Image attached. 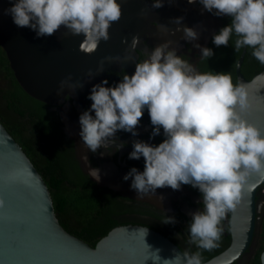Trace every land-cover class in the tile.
<instances>
[{
	"label": "clouds",
	"instance_id": "9594fccd",
	"mask_svg": "<svg viewBox=\"0 0 264 264\" xmlns=\"http://www.w3.org/2000/svg\"><path fill=\"white\" fill-rule=\"evenodd\" d=\"M125 2L10 0L11 7L3 12L11 16L17 27L33 30L37 38L53 36L61 27L67 29L66 34L83 35L79 51L92 54L101 40L110 39L108 30L120 21L121 5ZM187 2L192 4L197 0ZM198 2L203 5V11L231 18L229 25L213 35L214 45L228 46L235 36V52L251 48V55L264 65V0ZM163 3L164 0H151V7L159 9ZM182 20L183 17L174 18L171 23L181 25ZM179 31L183 32L185 41L199 38V32L190 27H177L171 34ZM139 43V36L134 35L129 47L135 49ZM171 45L172 41L168 40L144 51L146 58L135 62L134 73L123 74L115 86L105 87L106 79L93 85L87 97L92 101L91 106L79 116V136L92 153L104 148L111 154L109 149L113 144L116 151L125 144L116 143V133L124 131L137 136L136 129L147 109L153 126L150 139L160 135L161 129L165 138L155 146L134 140L128 158L143 157L144 170L132 167L122 179L131 178L130 188L140 197L155 194L159 188L180 190L182 185H190L199 190L203 204L202 211L191 213L187 227V242L197 251L174 253L173 258L161 261L157 249L149 258L153 264H203L200 250L210 251L220 246L221 222L226 213L235 211L240 204L247 176L252 172L264 175V129L241 116L250 107L244 84L234 85L230 73L200 72L184 56L177 55V47ZM194 47L200 50V61L214 55L210 48L199 44ZM81 159L88 164L86 155ZM89 175L100 180L98 169H90ZM162 222L176 221L165 216ZM259 261L264 264V253Z\"/></svg>",
	"mask_w": 264,
	"mask_h": 264
},
{
	"label": "water",
	"instance_id": "95a60500",
	"mask_svg": "<svg viewBox=\"0 0 264 264\" xmlns=\"http://www.w3.org/2000/svg\"><path fill=\"white\" fill-rule=\"evenodd\" d=\"M9 7L10 0H0V48L18 86L45 105H59L69 95L77 106L79 99L102 81L105 71L113 68L122 40L129 44L134 35L144 38L148 34L159 42L171 41L178 34L183 35L182 31L172 35V30L190 27L199 32L194 42L205 47L219 25L214 15L203 11L198 0L192 4L187 0H164L158 12L150 0H126L121 5L120 21L108 30L110 39L101 40L96 52L85 54L78 47L83 35L66 34L67 29L61 27L53 36L37 38L33 30L17 27L11 16L4 14L3 10ZM178 17H183L181 25L171 23ZM245 52L241 49L234 67L236 85L246 86L250 104L241 116L264 129V67L246 79L240 72ZM83 166L90 181L111 188L113 179L99 173L100 180L96 181L85 162ZM130 184L131 180L118 189L123 197L157 207L169 204L172 198L170 187L140 197ZM262 184L264 175L252 172L247 176L241 202L230 212V243L203 264L233 263L249 247L264 209V202L257 209L255 205V192ZM157 249L161 261L182 253L159 233L138 225L116 226L94 247L66 232L56 219L40 174L0 123V264H153L150 253Z\"/></svg>",
	"mask_w": 264,
	"mask_h": 264
},
{
	"label": "trees",
	"instance_id": "16d2710c",
	"mask_svg": "<svg viewBox=\"0 0 264 264\" xmlns=\"http://www.w3.org/2000/svg\"><path fill=\"white\" fill-rule=\"evenodd\" d=\"M230 22L231 18L225 16L218 32ZM234 43L235 36L228 46L217 47L211 41L209 48L214 55L209 58L207 71L230 73L236 85L234 67L241 50L235 52ZM251 52V48H246L240 68L248 80L264 67ZM0 75L5 81L4 87H0V123L46 184L61 227L94 247L112 228L130 224L131 220L126 216L131 211L129 206L111 192L97 189L82 175L71 150L62 140L57 118L45 104L30 98L18 86L1 48ZM260 235L258 252L262 250L264 242V217ZM256 264H259L257 255Z\"/></svg>",
	"mask_w": 264,
	"mask_h": 264
},
{
	"label": "flooded vegetation",
	"instance_id": "af4514ba",
	"mask_svg": "<svg viewBox=\"0 0 264 264\" xmlns=\"http://www.w3.org/2000/svg\"><path fill=\"white\" fill-rule=\"evenodd\" d=\"M158 11L159 9H157V12ZM215 17L218 19L219 25L214 34L218 32L225 16ZM152 26H155V24H152ZM125 37H123V39H126ZM182 37L183 35L178 34L176 38H173L171 40V47H177V55L184 56L188 59L189 63L196 66L200 72H206L209 66V59L206 61H200V50L194 47V44L196 43L194 41L188 43L182 39ZM212 37L209 39L205 47L209 48ZM139 39L141 43H139L135 49L129 47L130 43L119 42L116 63L113 65L112 69L105 71L102 79V81L105 79L108 81V84L104 85L105 87L115 86V84L121 81L123 74L131 76L135 71V62H140L146 58L144 51H150L155 46L163 43L152 39L148 34H146L144 38H141L139 35ZM99 83L101 82H97L96 84ZM89 94L90 92L83 95L82 99H79L80 101H78L77 106L73 103L74 100L70 98L69 95H66L62 103L59 105H46L48 111L57 118L58 128L62 135V140L66 144V147L68 146L71 150L72 157L78 165L82 175L90 181L89 176L85 172L86 167L83 166L84 160L81 159L82 156L86 155L88 160L87 165L90 169H98L99 173L103 174L104 177L108 176L114 180L111 188L98 186L96 183L92 181L90 182L99 190L111 192V194H114L124 204L129 206L131 211L126 216L130 218L131 223L128 225L143 226L159 233L178 247L182 253L184 251H197L194 245H190L187 242V227L191 222V213H194L197 210H203L202 195L198 189L193 188L190 185H182L180 190L172 189V198L170 199L169 204H166L163 207H157L146 201L123 197L118 191L124 183L131 180V178H129V180L125 181L122 178L132 167H135L141 172L144 170L143 157L139 160L128 158L129 153L133 150L132 142L134 140H140L150 145H158L165 138L163 135V129H161L160 135L150 139L153 126L150 123L148 111L145 109L143 117L140 120L139 127L136 129L138 132L137 136H133L129 132L118 131L116 133V137L118 138L116 143L118 144L121 141L125 142L123 148L116 151V145L113 144L111 149H109L111 154H108L104 148L98 149L94 154L84 147L83 141L79 136V116L85 110H88L92 103L91 100L87 99ZM91 114L94 116V113ZM101 153H104V155H101ZM263 202L264 184L260 185L255 192L256 209ZM132 210H137V212ZM230 215V212L226 213L221 222L223 235L220 241V246L210 251L200 250L203 262L214 257L228 247L230 243ZM165 216L174 217L176 222L174 224L163 223L162 221ZM263 217L264 209L260 217V221L256 226V234L254 235L252 242L245 252L231 264H256V255L258 256V263L260 264L259 256L264 247L263 242L262 250L258 252L260 248V232ZM177 234H180L179 238H177Z\"/></svg>",
	"mask_w": 264,
	"mask_h": 264
},
{
	"label": "rangeland",
	"instance_id": "374dc122",
	"mask_svg": "<svg viewBox=\"0 0 264 264\" xmlns=\"http://www.w3.org/2000/svg\"><path fill=\"white\" fill-rule=\"evenodd\" d=\"M5 81L3 80L2 76L0 75V87H4Z\"/></svg>",
	"mask_w": 264,
	"mask_h": 264
},
{
	"label": "bare ground",
	"instance_id": "6f19581e",
	"mask_svg": "<svg viewBox=\"0 0 264 264\" xmlns=\"http://www.w3.org/2000/svg\"><path fill=\"white\" fill-rule=\"evenodd\" d=\"M207 15V14H206ZM208 16V15H207Z\"/></svg>",
	"mask_w": 264,
	"mask_h": 264
}]
</instances>
